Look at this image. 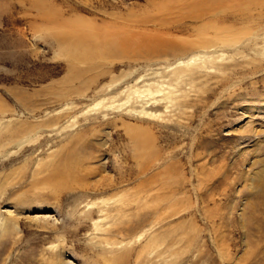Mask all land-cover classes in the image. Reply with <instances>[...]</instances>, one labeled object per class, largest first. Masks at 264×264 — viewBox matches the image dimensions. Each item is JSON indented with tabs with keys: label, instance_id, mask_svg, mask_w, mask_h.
<instances>
[{
	"label": "rangeland",
	"instance_id": "374dc122",
	"mask_svg": "<svg viewBox=\"0 0 264 264\" xmlns=\"http://www.w3.org/2000/svg\"><path fill=\"white\" fill-rule=\"evenodd\" d=\"M260 170L264 0H0V264H264Z\"/></svg>",
	"mask_w": 264,
	"mask_h": 264
},
{
	"label": "bare ground",
	"instance_id": "6f19581e",
	"mask_svg": "<svg viewBox=\"0 0 264 264\" xmlns=\"http://www.w3.org/2000/svg\"><path fill=\"white\" fill-rule=\"evenodd\" d=\"M230 34L229 32H223V30H217V35L215 36V38H207L206 36L205 37H202V43L204 44L205 47H211L212 46V43H217V41H221V42H226V41H230L232 40V38H230L229 36H225V35H228ZM218 37V38H217ZM200 43V41H199ZM203 46V47H204ZM260 171H264V170H260ZM259 174V173H258ZM245 175V174H244ZM246 177V176H245ZM262 179H255L254 177H251L249 179V181L247 182H251L250 185H248V187L251 189V190H254V191H261L263 190L264 191V173H263V176H261ZM247 180V179H246ZM10 214V213H9ZM38 222H41L43 225L44 228L47 226L49 227L51 225V217L49 215H44V216H41V215H36L34 217ZM55 225V224H54ZM54 227V226H53ZM215 227V226H214ZM243 228V227H242ZM48 229V228H47ZM217 237V236H216ZM215 238V237H214ZM247 238V237H246ZM214 242V241H213ZM223 246V245H222ZM217 253L219 254V256L221 257V259H223L224 261L227 259L233 263L236 262V258L237 257H233V256H229V252H227L226 250H224L223 247L217 245ZM243 248H244V255L247 253L248 251V243L247 242H244L243 244ZM232 252V251H231ZM223 256V257H222ZM225 257V258H224Z\"/></svg>",
	"mask_w": 264,
	"mask_h": 264
}]
</instances>
